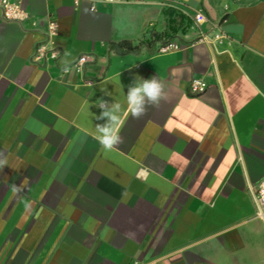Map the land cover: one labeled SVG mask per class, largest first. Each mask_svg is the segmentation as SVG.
<instances>
[{
  "label": "crops",
  "instance_id": "obj_1",
  "mask_svg": "<svg viewBox=\"0 0 264 264\" xmlns=\"http://www.w3.org/2000/svg\"><path fill=\"white\" fill-rule=\"evenodd\" d=\"M24 6L22 23L0 9V264H264V0ZM50 18L61 54L36 62ZM125 40L139 50L111 46ZM81 54L94 60L71 67ZM136 76L168 100L140 119L122 108L123 143L104 152L96 103L123 105Z\"/></svg>",
  "mask_w": 264,
  "mask_h": 264
},
{
  "label": "clouds",
  "instance_id": "obj_2",
  "mask_svg": "<svg viewBox=\"0 0 264 264\" xmlns=\"http://www.w3.org/2000/svg\"><path fill=\"white\" fill-rule=\"evenodd\" d=\"M108 95V93H106ZM168 91L164 81L158 76L145 79L136 76L128 86L127 93L124 96L123 105L114 101L109 103L104 99H99L96 106L101 109L97 120H105L103 124H96L94 127L95 139L104 152H112L123 143L121 128L124 121L121 119L122 108L126 114L134 119H140L147 114L150 107L159 108L162 103L167 102ZM8 165V158L0 152V169ZM24 184L13 185L12 191L16 193L22 191Z\"/></svg>",
  "mask_w": 264,
  "mask_h": 264
},
{
  "label": "built area",
  "instance_id": "obj_3",
  "mask_svg": "<svg viewBox=\"0 0 264 264\" xmlns=\"http://www.w3.org/2000/svg\"><path fill=\"white\" fill-rule=\"evenodd\" d=\"M97 1V0H92ZM0 9L5 20L16 21L22 23L30 19L31 15L24 6V0H0ZM194 24L200 29L201 24L205 21L203 13H197L193 17ZM36 24V22H34ZM58 23L54 18L48 20L47 28L43 31V38L36 44L33 53V60L43 61L48 59H58L61 54V47L55 43V36L58 34ZM177 45L168 43L163 45L160 50L168 51L176 48ZM94 57L90 54H81L72 63L73 68L80 69L85 63L91 62ZM70 67H66L64 72H68ZM207 82L202 78L195 77L189 84V92L193 94H201L207 89ZM254 201L256 205V214L264 220V177L259 182L254 191Z\"/></svg>",
  "mask_w": 264,
  "mask_h": 264
},
{
  "label": "trees",
  "instance_id": "obj_4",
  "mask_svg": "<svg viewBox=\"0 0 264 264\" xmlns=\"http://www.w3.org/2000/svg\"><path fill=\"white\" fill-rule=\"evenodd\" d=\"M153 38L145 40L143 43L147 44V46L151 47L154 45V43L157 40L163 39L161 34H158L154 32L152 34ZM167 41H164L163 43L165 44ZM111 46L113 48H116L118 51L127 53V52H137L139 50L140 45H133L130 41H122L119 43H112Z\"/></svg>",
  "mask_w": 264,
  "mask_h": 264
}]
</instances>
